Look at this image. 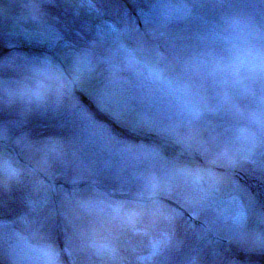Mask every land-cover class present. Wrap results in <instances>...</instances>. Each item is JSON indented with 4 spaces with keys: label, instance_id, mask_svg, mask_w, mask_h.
<instances>
[{
    "label": "rangeland",
    "instance_id": "rangeland-1",
    "mask_svg": "<svg viewBox=\"0 0 264 264\" xmlns=\"http://www.w3.org/2000/svg\"><path fill=\"white\" fill-rule=\"evenodd\" d=\"M260 1L0 0V264L264 251Z\"/></svg>",
    "mask_w": 264,
    "mask_h": 264
},
{
    "label": "trees",
    "instance_id": "trees-1",
    "mask_svg": "<svg viewBox=\"0 0 264 264\" xmlns=\"http://www.w3.org/2000/svg\"><path fill=\"white\" fill-rule=\"evenodd\" d=\"M256 257H257V256H255V255L252 254V258H251V257L249 258V259H250L249 262H252V263H253V261L257 260L256 262H263V263H264V256H263L262 258H259V257H258V259H257ZM256 262H255V263H256Z\"/></svg>",
    "mask_w": 264,
    "mask_h": 264
}]
</instances>
